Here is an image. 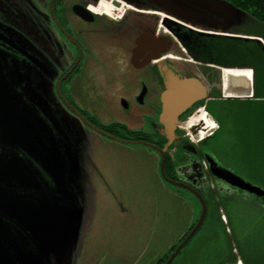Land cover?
<instances>
[{"label":"flooded vegetation","instance_id":"obj_1","mask_svg":"<svg viewBox=\"0 0 264 264\" xmlns=\"http://www.w3.org/2000/svg\"><path fill=\"white\" fill-rule=\"evenodd\" d=\"M35 1L0 0V61L3 65L4 61L12 65L23 62L34 68L33 84L37 93H33L32 100L23 96L56 145H64L70 170L65 176L67 190L58 195L51 180H48V187L41 184V187L14 190V193L0 181V264H13L2 234L14 236L21 227L33 242L45 241L47 235L55 237L61 226L68 230L65 218L69 220L68 210L78 204L76 194L80 193L81 186L83 193L102 189L109 193L118 191L100 181L101 185L96 183L98 187L92 188L88 172L79 171L84 166L81 160L87 156L86 139L93 135L131 150L143 147L149 152L145 158H149L155 168L161 188L167 190V184L195 198L202 212L200 219L190 227L179 245L172 248L170 258L198 226L204 211L203 223L177 256L216 211H225L233 203L241 207L264 206L261 199L215 175L218 166L248 181L228 168L216 154L215 138L221 128L216 114L230 102L254 97H239L249 92L244 79H237L242 81L239 84L226 79L225 73L232 72L226 69L248 68L218 62L203 42L215 36L199 34L170 19L168 22L167 17L149 7L136 10L127 2ZM24 4L27 5L25 9ZM28 7L31 18L27 16ZM10 32L20 34L30 48L16 41ZM145 32L154 33L160 40L169 38L172 44L169 49L158 51L154 59L138 58L133 62L129 53ZM1 51L9 54L8 59L4 60ZM172 77L198 80L205 87L206 95L179 117L170 141L161 116L163 94ZM46 82L49 92L42 99L41 83ZM102 110L109 112L104 120L99 117ZM45 112L50 114V121L42 116ZM202 116L205 121L213 119L219 128L207 129L204 136V125L198 123ZM197 117V126L189 127L190 121ZM17 158L25 159V156ZM91 173L88 174L91 176ZM84 179L89 184H85ZM41 200L48 205L41 207L49 213L48 228H41L29 209ZM60 213L63 216L57 220L55 215ZM43 256L45 264H56L45 254Z\"/></svg>","mask_w":264,"mask_h":264},{"label":"rangeland","instance_id":"obj_2","mask_svg":"<svg viewBox=\"0 0 264 264\" xmlns=\"http://www.w3.org/2000/svg\"><path fill=\"white\" fill-rule=\"evenodd\" d=\"M168 1L178 10H191L190 17L199 30L214 31L220 33L219 37L226 38L257 37L254 34L258 26L257 20L226 0ZM26 6L24 4L23 9ZM28 9L27 16L31 18V10L29 7ZM10 34H13L16 41L30 48L24 39L21 40L20 34ZM262 44L264 45V40ZM229 45L227 48H230ZM219 46L222 57L226 45L220 42ZM3 57L6 60L9 54L5 53ZM4 65L8 81L25 98L32 100L33 93H37L33 84L36 75L34 68L23 62L12 65L4 61ZM41 87L40 96L43 99L49 92V84L41 83ZM100 113L99 117L104 120L109 112L102 110ZM216 115L218 117L220 114ZM42 116L46 121L51 119L47 112ZM206 122L215 121L210 119ZM203 135L205 136V132ZM86 141L87 156L81 160L84 166L79 171L92 172L91 176L86 174L92 179V188L98 187L96 183L103 182L118 191L109 193L102 189L83 193L81 186V194H76L78 204L72 205L68 210L69 219L78 224L70 228L66 240L64 238L67 233L63 228L59 229L56 234L58 237L50 240L51 249L56 254L67 257L70 264H155L161 256L179 245L190 227L200 219L202 212L196 205L195 198L167 184V190L161 188L155 168L149 158H145L149 152L143 147H133L131 150L98 135L89 136ZM223 141L222 146H215L226 148L225 142L231 145L233 138L220 137L219 142ZM60 147L65 153L64 145ZM217 153L221 157L216 150ZM18 154L0 147L1 157L11 158ZM225 156L230 157L229 154ZM221 159L228 168L231 167L227 161L229 158ZM262 168L263 158L259 159L258 186L264 190ZM22 170L24 174L32 172L35 181L41 184V175L38 172L36 174L32 165L25 163ZM16 172L22 174L20 170ZM99 172L101 173L98 174ZM20 180L22 182L24 179ZM84 182L89 184L85 179ZM41 207H48L45 200L30 205L29 209L35 214L40 227L48 228L49 213ZM229 250L236 256L234 264H245L241 255L254 256L260 264L264 263V206L241 207L233 203L225 211H216L213 218L205 222L203 229L176 257L174 264H216L219 256H227Z\"/></svg>","mask_w":264,"mask_h":264},{"label":"water","instance_id":"obj_3","mask_svg":"<svg viewBox=\"0 0 264 264\" xmlns=\"http://www.w3.org/2000/svg\"><path fill=\"white\" fill-rule=\"evenodd\" d=\"M105 2L116 1L127 2V4L135 8L136 10H145L149 7L151 11L158 12L160 16L168 18V22L173 20L176 25L186 27L194 32H198L207 36H219L220 33L214 31L199 30L196 27L195 22L190 17L191 10H178L168 0H100ZM225 1V0H224ZM227 2V1H226ZM234 6V5H233ZM131 8V9H132ZM170 19V20H169ZM231 38H241L245 40H254L263 43V39L260 37H236L228 36ZM172 42L169 38L158 39L152 32H145L137 40L136 47L129 53L131 61L139 59L151 60L154 59L158 51L169 49ZM18 63H15V65ZM251 71L252 84L251 96L254 95V72L252 69H226V71ZM167 91L163 94V113L161 116V122L166 127L167 136L170 141L174 138V132L177 127L179 117L185 113L192 105L200 102L206 95V89L201 82L196 79H183L178 80L171 78ZM234 82H242L237 79H232ZM0 147L5 150L16 151L19 154L17 156L7 158L0 156V181L4 182V186L9 188L12 193L14 190L23 191L32 186L41 187L43 184L48 187L51 180L56 188V195L64 193L67 190L66 184V172L70 168L67 165L69 158H66L65 153L60 146H57L54 142V138L51 133L44 127L43 122L39 119L37 113H35L30 105L25 100L23 94H20L8 81L5 73V65L0 61ZM65 148V147H64ZM19 155L25 156V159L17 158ZM6 158V159H3ZM28 163L35 168L41 175V184L35 181L34 174L32 172H23L24 164ZM215 175L218 178L225 180L230 185L254 195L256 198L261 199L264 202V190L259 186L245 181L243 178L235 175L228 170L219 169ZM21 171L19 175L16 171ZM77 170V169H76ZM78 171V170H77ZM29 173V174H27ZM20 179H24L22 182ZM26 185V187H23ZM30 186V187H29ZM10 191V192H11ZM23 213V211H20ZM25 214V213H23ZM26 215V214H25ZM58 220L62 213L56 214ZM205 217L204 214L188 239L181 244L176 253L169 259L167 264H172L179 252L184 248L189 239L197 232ZM70 218V217H69ZM66 219L68 222V230L61 226L67 233L64 240L68 238L70 228L76 227L78 222ZM19 232H15L14 236H6L2 234L3 244L9 258L13 264H45L44 254L49 259L54 260L56 264H64L67 261V257L56 254L51 249V237L47 235L45 241L33 242L25 230L20 227ZM56 237H58L56 235ZM42 238V237H41ZM51 246H53L51 244ZM61 251V249H58ZM63 249V248H62ZM0 251L2 248L0 246ZM44 252V254H43Z\"/></svg>","mask_w":264,"mask_h":264},{"label":"trees","instance_id":"obj_4","mask_svg":"<svg viewBox=\"0 0 264 264\" xmlns=\"http://www.w3.org/2000/svg\"><path fill=\"white\" fill-rule=\"evenodd\" d=\"M226 1L248 12L257 20L258 26L254 34L264 40V0ZM203 42L207 44L209 51L212 52L218 62L252 69L254 72L253 99L230 102L224 108H221L220 116H218L221 128L216 135L215 141L217 143L215 145H223L224 141L219 142L220 137L225 139L233 138V141L231 145L225 142L226 148L215 146V150L219 151L222 158H229L227 161L230 162V168L235 173L243 175L245 179L258 185L259 159L261 158H263L262 172L264 176V45L254 40L232 39L219 36L212 37ZM220 42H224L226 45L224 46L222 55L224 59L220 54ZM227 45L230 48H227ZM225 75L227 80L230 78L244 79L247 86L251 88V71H232L225 73ZM250 96L251 91L249 90L248 93L239 97L247 98ZM226 153L230 157H226ZM227 253L228 255L225 257L219 256L216 264H234L236 256L232 254L231 250ZM170 256L171 251L168 252L166 257L160 258L157 264H165ZM241 256L245 264H260L259 260L254 256Z\"/></svg>","mask_w":264,"mask_h":264},{"label":"bare ground","instance_id":"obj_5","mask_svg":"<svg viewBox=\"0 0 264 264\" xmlns=\"http://www.w3.org/2000/svg\"><path fill=\"white\" fill-rule=\"evenodd\" d=\"M190 120H191V119H190ZM197 122H198V117H197V118H193V119L190 121V123H189V127L197 126ZM198 123L201 124V125H204L205 130L202 131L203 134H204V132H205L207 129L213 131V130H216V129L219 128V125H218L217 122H216V123H217L218 126L216 125L215 122H211V123H210V122H206L204 116L201 117V119H200V121H199ZM182 127H183V126H182ZM186 129H187V128H186ZM192 141H193V140H192Z\"/></svg>","mask_w":264,"mask_h":264}]
</instances>
